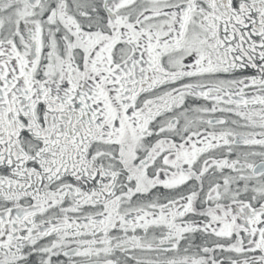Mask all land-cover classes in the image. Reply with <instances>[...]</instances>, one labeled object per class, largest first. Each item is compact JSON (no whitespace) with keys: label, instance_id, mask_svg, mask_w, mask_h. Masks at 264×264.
I'll return each instance as SVG.
<instances>
[{"label":"snow or ice","instance_id":"6c2138e0","mask_svg":"<svg viewBox=\"0 0 264 264\" xmlns=\"http://www.w3.org/2000/svg\"><path fill=\"white\" fill-rule=\"evenodd\" d=\"M0 264H264V0H0Z\"/></svg>","mask_w":264,"mask_h":264}]
</instances>
